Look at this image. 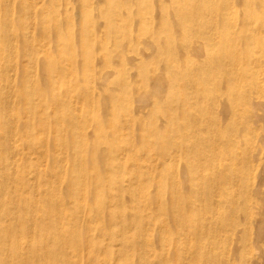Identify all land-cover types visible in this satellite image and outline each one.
I'll return each instance as SVG.
<instances>
[{"label":"bare ground","instance_id":"6f19581e","mask_svg":"<svg viewBox=\"0 0 264 264\" xmlns=\"http://www.w3.org/2000/svg\"><path fill=\"white\" fill-rule=\"evenodd\" d=\"M63 1L69 0H42L39 6H33L32 0H0V264H38L47 259L51 263L54 257L57 264H65L62 252L70 244L78 246L82 223L101 220L102 229L86 242L102 248L103 254L99 255L106 258L99 261L93 257L87 264H183L173 262V256L182 257L194 244L191 235L196 241L203 237L204 230L198 226L192 206L201 193L188 194L194 185L191 156L177 144L173 133L178 130L173 114L190 113L195 106L189 101L176 106L175 99L168 96L177 79L170 73L186 54L198 59V69L203 74L215 65L222 68L227 58L236 60L233 54L226 58L214 56L203 43L204 39L213 41L218 30L226 34L236 24L226 13L234 8L232 0L207 6V20L210 12L212 19L219 18V24L209 20L213 27L196 30V40L180 38L177 44L175 33L192 29L201 12H185L172 5L160 8L171 0H138L136 10L122 15L123 30L109 22L105 35L96 38L102 42L99 45L93 44L94 37L87 31L94 4L101 8L96 21H111L115 16L104 14L106 7L100 5L104 0H74L82 16L79 22L74 20L75 13L64 14L60 22V9L41 11L42 6ZM254 1L246 0V5L251 7ZM248 11L251 18L250 8ZM147 13L152 17L150 22L146 20ZM32 14L40 18L36 29H43L45 36L56 40L50 48L53 51H46L43 39L30 35ZM75 25L79 27L77 31L69 30ZM134 25L142 30H133ZM257 28L264 33V21ZM165 32L169 37L163 36ZM109 35H113L111 47L103 40ZM114 45L118 48L110 53ZM128 46L136 51L134 56L125 53ZM94 50H98L97 54ZM53 52L56 59L50 55ZM145 56H163L166 61L147 71L142 59ZM104 65L114 66L122 76L117 92L112 87H101L115 71L104 68L94 78V71H101ZM224 75L231 82L233 74L225 71ZM132 79L134 85L128 89ZM94 80L100 86L96 87ZM80 82L84 83L82 88L78 87ZM194 88H200V84ZM77 100H81L80 114L73 106ZM98 112L109 114L110 122L105 125ZM162 126L165 132L160 133ZM183 129L186 126L180 130ZM176 147L184 161L175 169L169 162ZM43 156L50 162L43 163L39 159ZM159 162L164 164L160 171L164 180L158 181L155 175ZM203 197L208 209L211 203ZM126 212L130 217L122 215ZM89 213L95 218H81ZM30 215L44 218L32 220ZM69 215L76 219H64ZM144 215V219L138 218ZM130 221L134 225L131 233H119L117 229L116 233H108L114 226ZM219 223L223 225L225 221L221 219ZM149 224L156 227L154 241L148 237ZM173 231L178 235L186 231L188 243L172 248L177 241ZM38 235L43 236L41 241L38 238L30 242ZM109 238L112 239L105 240ZM152 242L157 256L153 262L148 259ZM114 245L118 246L116 255ZM78 249L73 252L76 257Z\"/></svg>","mask_w":264,"mask_h":264},{"label":"rangeland","instance_id":"374dc122","mask_svg":"<svg viewBox=\"0 0 264 264\" xmlns=\"http://www.w3.org/2000/svg\"><path fill=\"white\" fill-rule=\"evenodd\" d=\"M137 1L104 0V3L100 4L106 7L104 14L106 16L112 13L115 14L111 21L107 20L106 22L96 21L101 8L97 9V5L95 6L94 4V10L90 13L92 22L87 31L90 37H94L93 44L99 45L102 43L101 41L98 42L96 38L99 35H105V30L108 31L109 22L118 29L123 30L125 21L122 15L136 10ZM151 1L152 3L159 2L158 0ZM218 1H165L160 8L172 5V7L181 8L185 12L194 9H197V12H201V14H197V21L195 22L196 24L194 23L195 25L193 24L192 29L183 28L181 31L175 33V44L179 43L180 38L182 40L186 38L196 40V30H209V27L212 28L213 25L209 26V23L214 18L212 19L210 12H208V18L210 19L207 20L208 15L206 16L204 11L207 6H210L212 3L217 4ZM234 1L232 0L231 2L229 0L234 5V8L232 9L231 7L230 10L227 9L228 11L226 10L227 12H225L233 17L232 23L234 24L235 22V26L231 24L233 27L229 28L226 34L218 30L213 41L204 39L203 43L207 51L214 56H224L226 58V56L233 54L236 60L232 61L227 58L222 68L215 65L211 68L210 72L203 74L198 69V59L191 54H186L184 60L177 63L170 73L178 80L176 79L173 93L168 96L175 99L176 106L185 101H189L195 106L194 110L190 113L177 111L173 114L176 122L175 127L176 129L178 128L173 133L177 144H181L183 151L191 156L189 165L194 185L188 194L190 195L196 191L197 193H201L199 197L194 199L192 206L197 214V224L204 230L203 237H198L196 241L195 237L191 235L192 243H194L193 246L191 245L182 257L173 256V262L176 260L183 264H264V33L259 32L257 28L259 23L264 21V0H255L252 6L250 4L251 7L247 6L249 4L246 5V0H236V3ZM231 3L228 6H233ZM31 4L39 6L42 4V0H32ZM248 7L251 10V13H248L252 14L251 18L247 15V12H249ZM52 8L60 9V22L63 21V16L66 13H75L76 15H73L76 22L82 20V16L78 15L79 12L74 0L63 1L55 5L47 4L42 6L41 11L50 13ZM247 8L248 10L244 16L245 19H243V13ZM149 15V13L145 14V17H148L146 18L148 22L152 20V17H149ZM236 16H238L237 21ZM246 18L248 19L246 20ZM39 20V16L31 15L30 35L43 39L47 45L46 51H48L57 42L55 39L45 36L43 29H36L39 27ZM243 20L245 21L242 22ZM213 21L212 23L216 22V25L220 22L219 18H215ZM78 28V25H75L71 26L69 30L75 32ZM139 29L142 30V27L134 25L133 30L139 31ZM168 35V32L163 33L165 37H169ZM223 39H225L226 43H223ZM103 40L104 45L111 47L110 42L112 43L113 35L106 36ZM114 48H118V46L114 45L113 50L110 49V53H114ZM51 51L53 50L50 49ZM97 52L98 50H94L93 53L97 54ZM125 53L129 56H134L136 51L131 46H128ZM50 55H53L54 59L57 58L54 52ZM142 59L146 64L145 68L147 71H150L153 66L162 65L166 61L163 56L154 58L145 56ZM104 68L115 72H112V75L102 83L101 87L103 89H111L112 87L113 91L117 92L115 88L118 87L122 76L116 71L114 66L109 65L106 67L104 65L99 69L101 70L98 71L99 73L94 71V78L97 79L98 74H102L105 70ZM222 71L233 74L231 82L227 81ZM187 74L188 77H186ZM134 82V79L130 80L127 88H132ZM198 84H200V88L195 89L194 85ZM83 85L84 83L80 82L78 87L82 88L81 86ZM94 85L98 87L99 84L94 80ZM77 101L73 106L78 109L77 113L80 114L79 106H81V100ZM257 106L261 107V109L257 108ZM226 107L229 108L228 111H226ZM164 108L162 109L165 110ZM200 108H205V110L200 113ZM17 111L20 114L23 112L22 109ZM147 114L145 113V115ZM258 114H262L261 118ZM98 115L105 125L110 122L111 117L109 114L104 115L98 112ZM183 126H186V129L180 130ZM163 132L165 130L162 126L160 133ZM34 155L38 156L36 153ZM39 159L43 163L50 162L45 156L39 157ZM183 161L184 156L176 147V151H173L172 160L169 163L176 169ZM162 168H164V164L159 162L158 173L155 175V179L158 181L164 180L160 174ZM169 182L170 179L167 180V183ZM203 195L206 200H209L207 203H211V207L208 209V206L205 207ZM122 215L129 216L128 212ZM145 217L144 215L138 218L144 219ZM152 217L154 218V216ZM42 218L44 217L41 215H30V219L32 220ZM58 218L63 219L62 217ZM81 218L92 219L95 216L89 213ZM64 219H76V216L69 215L64 217ZM221 219L225 221L223 225L219 223ZM103 226L102 220L91 222L89 225L82 223L83 229L78 235V246H76V243L75 245L70 244L62 252L65 264L74 263V261L87 264L93 257H96L99 261L106 258L102 255V248H96L94 242H86L94 237ZM133 226L130 221L126 225L114 226L111 230H108V233L113 234L114 230V233L118 230L119 233L129 234L132 232ZM149 228L150 235L148 237L154 241L156 227L153 224H149ZM172 234L177 240L172 245V248L184 246L190 239L186 236V231L179 235L173 231ZM46 237L47 234H45L44 239ZM38 238L41 241L43 236H34L30 239V242H35ZM110 239L112 238L105 240L109 241ZM115 243L116 241H114ZM196 243L198 244L195 245ZM52 245L53 242H50V246ZM76 247H79L77 257L73 255ZM113 248V254L116 255L118 246L114 245ZM155 250V242H152L148 258L152 262L157 259ZM99 253L102 254L99 255ZM57 261L58 259L55 260L54 257L51 263L47 259L44 263L39 261L38 264H57Z\"/></svg>","mask_w":264,"mask_h":264}]
</instances>
